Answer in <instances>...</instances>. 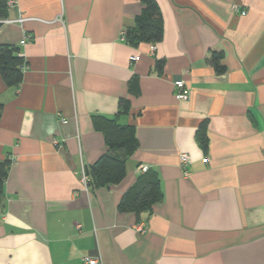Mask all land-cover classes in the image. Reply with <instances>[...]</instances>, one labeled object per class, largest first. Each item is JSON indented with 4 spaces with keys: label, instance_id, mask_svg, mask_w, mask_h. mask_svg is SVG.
I'll use <instances>...</instances> for the list:
<instances>
[{
    "label": "crops",
    "instance_id": "1",
    "mask_svg": "<svg viewBox=\"0 0 264 264\" xmlns=\"http://www.w3.org/2000/svg\"><path fill=\"white\" fill-rule=\"evenodd\" d=\"M156 2L162 39L136 46L125 31L140 0H16L0 20V44L25 60L18 86L0 77V161H10L0 264H264V0ZM176 79L187 100L175 98ZM121 98L118 122L134 125L138 147L119 183L85 188V168L107 151L92 117L115 116ZM140 165L156 171L163 198L137 217L117 206Z\"/></svg>",
    "mask_w": 264,
    "mask_h": 264
},
{
    "label": "trees",
    "instance_id": "2",
    "mask_svg": "<svg viewBox=\"0 0 264 264\" xmlns=\"http://www.w3.org/2000/svg\"><path fill=\"white\" fill-rule=\"evenodd\" d=\"M142 8L135 17L134 26L125 31L126 41L133 46L141 42L156 43L162 39L163 25L160 8L156 0H140ZM8 6L6 0H0V20L7 17ZM216 72L222 73L224 66L220 63V54L213 53L209 60ZM163 60H157L155 68L162 70ZM25 60L19 53V48L11 44H0V77L8 87H16L22 80ZM128 90L137 95L139 93L138 77L133 75L128 81ZM129 100H119L117 114L113 117L94 115L93 127L101 132L107 146V151L96 161L85 168L89 177L87 183L90 189L108 187L119 183L125 176L126 159L137 149L138 140L135 127L132 124H121L118 116L127 114ZM201 123L196 135L202 147L207 144V132ZM9 159L0 161V199L3 195V183L7 176ZM163 194L159 178L155 170L148 168L140 173L134 184L125 191L119 203L121 212H133L137 217L142 213L151 214L153 206L160 202Z\"/></svg>",
    "mask_w": 264,
    "mask_h": 264
},
{
    "label": "built area",
    "instance_id": "3",
    "mask_svg": "<svg viewBox=\"0 0 264 264\" xmlns=\"http://www.w3.org/2000/svg\"><path fill=\"white\" fill-rule=\"evenodd\" d=\"M8 8L14 6L16 4V0H6ZM233 10L235 12H240L241 14H244L245 12L242 10L240 11L237 6H233ZM17 21H22V18H18ZM27 39L26 36H23V38L20 40V44H23L25 40ZM138 56H131L130 61H136L138 60ZM173 94L177 100H187L189 97V90L187 86L185 85L184 81L182 79H176L173 81ZM208 158H203V162H207ZM191 163V159L187 153H180L179 154V166L182 172V175L184 177L189 176V166ZM149 167L146 165H140L139 170L141 172H144L148 169ZM89 181V177L83 172L82 174V183L87 188V183ZM137 230L142 231L143 230V223H138L136 226ZM82 261L84 264H101V260L98 257H89V256H83Z\"/></svg>",
    "mask_w": 264,
    "mask_h": 264
}]
</instances>
